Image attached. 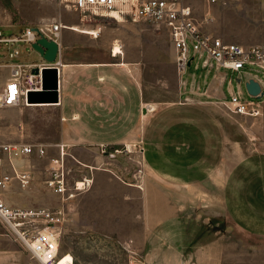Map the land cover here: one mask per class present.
<instances>
[{"label": "crops", "instance_id": "crops-1", "mask_svg": "<svg viewBox=\"0 0 264 264\" xmlns=\"http://www.w3.org/2000/svg\"><path fill=\"white\" fill-rule=\"evenodd\" d=\"M192 5L205 32L242 45L264 42V0H193ZM78 39L65 42L60 34L58 102L49 103L60 114L59 136L51 144H56V154L63 146L79 171L68 182L89 179L71 201L72 220L94 218L87 219L90 228L127 246L152 242L142 252L131 248L152 257L151 264H224L222 247L177 244L202 240V234L206 240V224L195 227L199 234L192 239L187 218L210 219L218 226L226 214L243 230L264 236V98L257 116L231 112L226 104L235 91L230 79L227 96L224 84L227 72L235 71L201 66L202 85L187 86L175 68L173 47L167 63L173 84L165 85L169 79L155 69L149 92L142 79L129 75L121 54ZM96 48H103L97 57L70 56L72 49ZM236 80L239 84L241 76ZM147 106L151 108L144 113ZM129 140H141L144 146L147 174L137 182L125 180L123 162L100 150L101 144ZM30 160H13L15 167L30 165L28 187L20 189L14 181L0 193L10 205L58 206L59 196L45 185L49 166L36 173ZM5 164L1 172H10Z\"/></svg>", "mask_w": 264, "mask_h": 264}, {"label": "built area", "instance_id": "built-area-1", "mask_svg": "<svg viewBox=\"0 0 264 264\" xmlns=\"http://www.w3.org/2000/svg\"><path fill=\"white\" fill-rule=\"evenodd\" d=\"M66 7L79 13L80 22H95L98 17H109L116 22H148L163 26L168 33L174 51V64L177 73L187 68L192 59L201 58V66L210 69H224L235 72L253 66L263 70L264 42L242 45L225 41L220 36L202 30L194 15L193 0H60ZM231 0H206L207 3H225ZM66 25L59 20L43 24H25L17 33H5L0 29V109L7 107L31 106L27 98L30 91L43 90L41 71L46 67L57 68V89L59 87L60 34ZM41 35L57 42L58 50L54 61H47L41 55L40 62L21 59L24 49L36 51L32 43ZM37 52V51H36ZM260 87L257 95L244 98L241 90L230 93L226 107L234 113L257 116L259 104L264 98V81L250 76ZM230 82V79H229ZM60 145L58 154L50 158L46 187L59 196L56 207H20L10 205L0 193V228L11 240L18 241L29 255L39 264H58L69 253H62L61 238L69 221L71 200L89 186V179L68 182V170L64 164L65 152ZM100 150L109 157L122 155L134 162L132 176L137 181L145 174L144 146L141 140L108 150L106 144ZM10 172L0 173V188L9 187L14 181L20 189L28 187L32 174L28 168L15 167L14 159H28L32 154L38 157L47 155L42 143L4 142L0 144ZM129 153L132 156L128 155ZM62 264H73V258Z\"/></svg>", "mask_w": 264, "mask_h": 264}, {"label": "rangeland", "instance_id": "rangeland-1", "mask_svg": "<svg viewBox=\"0 0 264 264\" xmlns=\"http://www.w3.org/2000/svg\"><path fill=\"white\" fill-rule=\"evenodd\" d=\"M56 20L66 25L77 23L83 27L94 28L98 32L97 37H93L91 34L63 28L61 31L62 41L77 43L79 42V36H81V39L88 43L94 42L99 46H109V53L117 45L122 51L118 54H121L124 61L127 62L129 75L133 78L142 79L145 88L149 92L152 90V81L156 79L157 71L155 69H159V73L169 79L168 82L165 81V85H168V83L173 84V74L167 64L172 46L167 30L163 26L142 21L116 22L109 17H98L95 22L84 23L80 22L77 11L66 7L60 0H0V29L5 33H17L25 24H43ZM102 49L96 48L91 52L89 49H72L70 56L77 57L78 54L81 57H97L103 52ZM21 59L28 62H40L42 60L38 52L28 49H24ZM204 73L201 68V58L195 56L191 64L182 72L180 79L187 86L196 85L197 83L202 85L205 79ZM227 73L228 76L224 84V91L227 96L228 79H231L232 90L241 89L242 96L248 99L250 95L245 89L244 78L248 75H254L264 81L263 70L253 66L246 67L245 70L239 73ZM239 76H241V80L237 84L236 78ZM209 77L208 74L207 78ZM1 80L2 75H0V83ZM35 103L31 106L0 109V144L4 142L47 144L46 156L38 157L35 154L30 156L31 169L39 173L40 169L43 170L45 167L44 165L49 166L50 158L58 154L55 152L56 144L51 143L57 142L59 136L60 114L47 102ZM146 108L150 109L151 107H145L144 113H146ZM239 118L242 121L247 120V117L243 115H240ZM232 120L238 121L237 119ZM135 141L130 142L129 140L125 144ZM121 144L124 146V143ZM128 155L132 156L131 153ZM115 159L121 160L124 164L127 173L123 178L136 182V179L131 175L135 169L134 162L122 155H117ZM64 164L68 170L67 178L69 180L72 179L71 175L79 173L66 157ZM6 169L5 159L0 153V173ZM145 174H147L146 171ZM6 188H0V190L6 191ZM180 200H183L182 197ZM87 219L85 217L74 221L69 216V221L65 225L60 249L62 253H69L72 256L73 264H151L152 257H144L139 253H133L131 248H137L134 251L142 252L150 248L152 242L147 241L145 247L141 246L143 242H140L139 245L127 246L124 242L97 233L94 228H90L87 224L88 220L93 222L94 218ZM186 222L191 234H193L192 239L199 234L195 233V227L201 223L203 228L206 224L208 230L206 240L203 239L202 234V240L177 241V244L192 248L222 247L225 251L224 264H264V236L253 235L243 230L226 214L223 216V224H218V226L211 223L210 219L202 222L199 219L187 218ZM2 228L4 227L1 226L0 228V264H39L29 255L20 242L2 235ZM216 230L218 231L216 232ZM240 250L248 252H239ZM254 250L256 252H250Z\"/></svg>", "mask_w": 264, "mask_h": 264}, {"label": "water", "instance_id": "water-1", "mask_svg": "<svg viewBox=\"0 0 264 264\" xmlns=\"http://www.w3.org/2000/svg\"><path fill=\"white\" fill-rule=\"evenodd\" d=\"M33 48L47 61H54L58 50V45L55 40L47 39L43 35L32 43ZM43 90L30 91L27 98L30 102H58L57 90V68L46 67L41 71ZM245 89L250 95H257L260 90L259 84L253 79L249 78L245 82Z\"/></svg>", "mask_w": 264, "mask_h": 264}, {"label": "bare ground", "instance_id": "bare-ground-1", "mask_svg": "<svg viewBox=\"0 0 264 264\" xmlns=\"http://www.w3.org/2000/svg\"><path fill=\"white\" fill-rule=\"evenodd\" d=\"M66 28L67 29L74 30L76 32H81V33H85V34H91V35H93V37H97V34H98V32H97L96 29L89 28V27H83V26L78 25L77 23H72L71 25L66 26ZM112 51H113V53L115 55H117L118 53H121L122 52L121 49L117 45L114 46V48H113ZM34 104H36V103H34ZM37 104H39V105H46V104H43V103H37ZM32 105H33V103H32ZM69 258H70V254H67L64 259H62L61 261H59L58 264H62L65 259H69Z\"/></svg>", "mask_w": 264, "mask_h": 264}, {"label": "trees", "instance_id": "trees-1", "mask_svg": "<svg viewBox=\"0 0 264 264\" xmlns=\"http://www.w3.org/2000/svg\"><path fill=\"white\" fill-rule=\"evenodd\" d=\"M120 147H122V144H108L107 145L108 150H113L115 148H120Z\"/></svg>", "mask_w": 264, "mask_h": 264}]
</instances>
